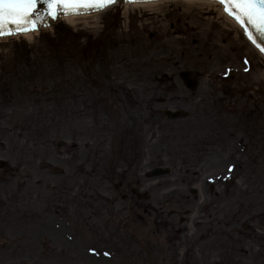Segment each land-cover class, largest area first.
Returning a JSON list of instances; mask_svg holds the SVG:
<instances>
[{
    "label": "rangeland",
    "instance_id": "374dc122",
    "mask_svg": "<svg viewBox=\"0 0 264 264\" xmlns=\"http://www.w3.org/2000/svg\"><path fill=\"white\" fill-rule=\"evenodd\" d=\"M183 8L111 9L0 41V264H264V61L217 12ZM104 24L119 42L106 80L102 58L90 73L70 63L52 70L41 37L62 29L93 44L105 41ZM182 71L199 75L195 91ZM89 74L109 87L98 102L116 104L111 92H121L108 112L117 126L97 109L83 115ZM68 85L74 105L46 100ZM162 109L190 117L157 125ZM106 136L112 152L100 150ZM164 167L168 175L145 177Z\"/></svg>",
    "mask_w": 264,
    "mask_h": 264
},
{
    "label": "snow or ice",
    "instance_id": "6c2138e0",
    "mask_svg": "<svg viewBox=\"0 0 264 264\" xmlns=\"http://www.w3.org/2000/svg\"><path fill=\"white\" fill-rule=\"evenodd\" d=\"M118 0H0V37L25 35L48 27L46 18L87 15L103 11ZM149 3L151 0H127ZM244 29L248 39L264 52V0H217ZM108 255V253H105Z\"/></svg>",
    "mask_w": 264,
    "mask_h": 264
},
{
    "label": "flooded vegetation",
    "instance_id": "af4514ba",
    "mask_svg": "<svg viewBox=\"0 0 264 264\" xmlns=\"http://www.w3.org/2000/svg\"><path fill=\"white\" fill-rule=\"evenodd\" d=\"M110 28L111 27L106 26V27H104V29L102 31L101 37H103L105 39V41H100L99 42V46L102 48V50L97 55L94 54V51L92 50L90 44L87 46V48H85V59L86 60L88 59V65L86 66L88 72H89V70H91L93 67H95L97 65V62L95 60L96 58H103L104 59V61H102L99 64V66L101 67V72H99L98 75H100L102 73L100 77L102 79H105V80H106V77L104 75L105 71H104V69H102V67L105 64V61H106V63H108L109 54H107V52L109 50H113V47L119 48V46H118L119 42L115 41V39H114L115 35L107 33ZM122 45H124V44H122ZM106 59H108V60H106ZM233 67L236 68V66H233ZM91 76L92 75H90V74L87 76L86 94H87V100L88 101H92L94 103L93 100H94V98H96V95L97 94L98 95L99 94H101V95L105 94V92H107L109 90V87H108V85H95L94 82L89 81L91 79ZM234 79H235V77H231V79L229 80L230 85H235ZM111 93L113 94V96L116 95V99H119V94H121V92L120 91H116L115 88H114V90ZM101 105L102 106H107V104H105L104 101H101ZM115 106H116L115 103L114 104H110V107H107V109H110L111 107L115 108ZM104 111H108V110H106L104 108L103 111L101 112L102 115L104 114ZM87 113L93 116V114L91 113V109L90 110L87 109ZM111 123H112V126L113 125H117V122L116 123L115 122H111ZM108 126L111 127V125L109 123H108ZM116 146L117 145H115V139L111 138V137L108 138L106 136V138L104 139V143L101 146L100 150H102V151H107L108 150V151L111 152L113 150V148H115ZM124 180H125V177H123L122 180L120 181V188L122 187L123 184H125Z\"/></svg>",
    "mask_w": 264,
    "mask_h": 264
},
{
    "label": "bare ground",
    "instance_id": "6f19581e",
    "mask_svg": "<svg viewBox=\"0 0 264 264\" xmlns=\"http://www.w3.org/2000/svg\"><path fill=\"white\" fill-rule=\"evenodd\" d=\"M169 2H175V3H178V4L184 5L183 13L185 15H188V14H190L192 12L191 11V6H194V7L198 8V9H201L202 7L207 6L208 10L206 12L209 13L210 10L218 11L219 18L222 17L224 19H227L221 14L220 9L215 5V3H213L214 1L210 2L208 0H206V1H199V0H158L157 1V0H155L154 2H149V3H132V4H125L122 7H118V6H114L113 7L112 6L111 8H113V9L119 8V9L122 10L123 14H125V13L129 14V13L135 11V10H140V9L149 10V9H152L153 7H157L159 5H165V4L169 3ZM87 16H88V14L87 15H80V16H77V15L62 16V17H59L57 20H55L56 24L55 23L52 24V26L50 28L55 27L59 22H64L66 24H73V23L77 22L78 20L87 18ZM202 19L209 20L211 18L206 17V18H202ZM209 22H210V20H209ZM214 27L215 26H213V28ZM50 28L46 27L44 29L48 30ZM215 30H216V28H215ZM38 34H39V32L36 31V32H30V33L25 34V35H20L19 37L22 38V39L29 40V39L35 37Z\"/></svg>",
    "mask_w": 264,
    "mask_h": 264
},
{
    "label": "water",
    "instance_id": "95a60500",
    "mask_svg": "<svg viewBox=\"0 0 264 264\" xmlns=\"http://www.w3.org/2000/svg\"><path fill=\"white\" fill-rule=\"evenodd\" d=\"M190 76L189 73H184L182 75L183 79L185 80L186 82V86L193 90L195 89L196 87V82L191 80V79H188V77ZM163 115L166 116L168 119H176V118H183V117H186V114L181 112V111H177V112H169V111H164L163 112ZM167 173V170H154L152 173H150L151 176H156V175H160V174H165Z\"/></svg>",
    "mask_w": 264,
    "mask_h": 264
},
{
    "label": "trees",
    "instance_id": "16d2710c",
    "mask_svg": "<svg viewBox=\"0 0 264 264\" xmlns=\"http://www.w3.org/2000/svg\"><path fill=\"white\" fill-rule=\"evenodd\" d=\"M53 42L49 41V43L46 45V48H49V50L53 51ZM39 72H42V70H39Z\"/></svg>",
    "mask_w": 264,
    "mask_h": 264
}]
</instances>
